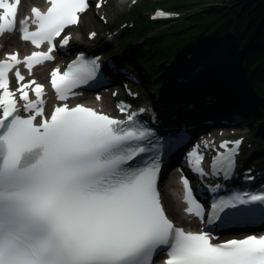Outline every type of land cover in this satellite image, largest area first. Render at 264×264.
Listing matches in <instances>:
<instances>
[{"label":"snow or ice","instance_id":"6c2138e0","mask_svg":"<svg viewBox=\"0 0 264 264\" xmlns=\"http://www.w3.org/2000/svg\"><path fill=\"white\" fill-rule=\"evenodd\" d=\"M47 2L46 11L31 9L34 31L29 17L20 21L22 39L37 48L47 42V51L23 60L9 53L0 60V264H153L158 252L166 255L164 264H264V234L213 242L211 229L187 231L169 218L158 188L160 138L138 119L146 109L130 111L120 102L119 111L127 113L121 119L67 103L77 94L74 89L96 79L98 58L80 54L66 70L51 71V87L63 103L45 113V85L25 81L16 66L24 63L30 71L53 60L57 38L89 8L88 0ZM20 4L0 0V36L16 30ZM69 40L65 36L60 43L66 46ZM14 68L18 87L13 90L9 73ZM182 138L177 133L175 142ZM241 144L242 139L223 141L219 147L225 151L213 157L210 172L196 145L187 153L189 169L202 179L230 180ZM182 181L185 211L205 222L204 204L189 178ZM223 187L209 184L208 190L218 193ZM257 212L264 219V185L258 191L214 195L206 224L253 219Z\"/></svg>","mask_w":264,"mask_h":264},{"label":"trees","instance_id":"16d2710c","mask_svg":"<svg viewBox=\"0 0 264 264\" xmlns=\"http://www.w3.org/2000/svg\"><path fill=\"white\" fill-rule=\"evenodd\" d=\"M209 2H212L209 8L193 9L172 28L146 37L142 51L147 58L167 60L174 52H186L193 47L199 53L224 42L225 59L220 57L216 62L212 70L213 83L223 84L225 94L231 91L247 97L249 90L255 94L252 97L256 98V109L264 111V0H154L149 5L169 4L172 8L188 9ZM141 12L129 10L134 17H140ZM165 24L163 21L140 22L129 27L126 33L128 38L136 40L145 37L148 30H143L144 26H152L154 30ZM235 81H240L246 91L234 89ZM211 92L216 94V86Z\"/></svg>","mask_w":264,"mask_h":264},{"label":"bare ground","instance_id":"6f19581e","mask_svg":"<svg viewBox=\"0 0 264 264\" xmlns=\"http://www.w3.org/2000/svg\"><path fill=\"white\" fill-rule=\"evenodd\" d=\"M36 1H41V0H23L22 1V7L26 8V7H28L29 5H31L32 3L36 2ZM200 5L202 7H205V8H209L211 6L210 4H207V3L200 4ZM194 8H195V10H197L198 6L195 5ZM118 9L119 10L121 9V5H118V8H115L112 11V13H113V15L115 17H116V14L119 12ZM86 12H87V10L85 11V13ZM85 13L82 14L81 21L84 24L85 23L89 24V23H91V17L92 16L85 15ZM80 23L81 22H79V24ZM75 27L76 26H74L73 28H75ZM100 35H101V33L99 35H96L95 39L99 38ZM71 38H72V43H74V44H79L80 43V44H82L84 46V48L91 46L93 44V40H94V39H89V38L85 37L84 34L81 33V31L78 28L73 30ZM9 41L15 44L13 46H8L7 50H9L10 52L13 51L15 46L20 48V45H24V46L28 45L27 42L22 41V40L18 39L15 36L10 37ZM104 44L105 43H101L100 45L95 47V50H94V48H92V51H94L95 53L102 52V54H105L106 52H105L104 48H106V47L104 46ZM77 48H78L79 52L85 50L82 46H78ZM96 49H98V51H96ZM60 51L63 54H67L70 51V47H62L60 49ZM120 61L122 62L119 65L121 69H124V70L133 69V70H135L134 63L132 61H130L127 57H122V59ZM217 61H218L217 59H213L212 60V62H217ZM55 65H57L56 61L55 62H46L45 64L40 65L37 69H35V71H32V72L27 71V74L30 75L28 77H34L37 82H47L49 80V75H50V72H51V68L53 66H55ZM205 66H207V67H205L204 69H203L204 66L201 67V69H202V70L200 69L201 71L197 70L190 77H187L184 74L183 75V79L181 81H179L178 83L180 85H183L184 83H192L200 75H203V78H204L205 74L206 73L208 74L210 72L209 71L210 68H208L209 66L208 65H205ZM104 69H105V71L113 74V71H112L111 68L104 67ZM175 71H177V70H173L171 72V74L174 75ZM226 74H229V73H226ZM234 80H237V79L234 77ZM221 86L223 87V84L220 85V89L221 90H225V88L224 87L222 88ZM232 87L234 89H236V90L246 91L245 89H243L242 84H241L240 81H235V85H232ZM201 91H203V90H201ZM229 92H231V91H229ZM173 94L176 95V96L178 95L177 92L173 93ZM163 97H165V96H163ZM250 98H251L252 101H254L256 99V98H253V97H250ZM78 100L79 99H73L72 103H74V102H76ZM89 101H90L91 105L97 107L100 110H105V111H110V112L114 111L113 108H112L113 98H112V96L110 94H105L103 96L102 101H97L94 98H90ZM161 101H162L163 104L166 105V108L168 110H176L177 108H179V106L182 103V100H180L177 97H171V99L163 98ZM147 118L150 120V122L154 123L153 118L149 114L147 115ZM234 121H237V119L233 118L232 122H234ZM216 136H220V134L217 133ZM176 188H177V182L175 180H169L167 185H166V187L164 188L163 196H164V200L166 202L167 209H168L169 213L173 216V218L177 221L178 224H184L187 219H185V217L183 216V214L181 212L180 200L178 198H176L173 193H171V189H176ZM196 229H198V228H196Z\"/></svg>","mask_w":264,"mask_h":264},{"label":"rangeland","instance_id":"374dc122","mask_svg":"<svg viewBox=\"0 0 264 264\" xmlns=\"http://www.w3.org/2000/svg\"><path fill=\"white\" fill-rule=\"evenodd\" d=\"M152 1L154 2V0H108V4L105 5V7H104V11L106 13V16H107V18H109L107 23L100 20V17L97 14H95L93 11H87L86 14L93 17V18L91 17V23H89V24L88 23H85V24L81 23L77 28L81 31V33L84 34L85 37H87L88 31L93 30V29H96L99 32V34L105 33L106 31L110 32V31L115 30L118 33L113 39H111L107 43L106 48L108 50L112 51V53H116V51H118L117 50L118 48L120 49V51H122L121 48L129 49L131 53H134L133 49L135 48V45H131L130 48H127V46H125L124 43H121L120 45H118V43L122 39L120 36V31H122L123 30L122 28L126 26V25L125 26H121V25L125 21H133V22L138 21L136 19L130 18L131 15L129 14L128 10H131V9L136 10L137 14L141 10L142 11L141 15H147L149 17V14L153 13V10L156 7V5L158 6V4H155V6H153L154 4L152 6L149 5V2H152ZM178 4H180V3H178ZM118 5H121V9L120 10L118 9L119 12L116 14V17H115L113 15L112 11L115 8H118ZM159 5H161V4H159ZM162 5L164 8H168L169 10L170 9H174L176 11L184 10L181 8L180 9L171 8V5H169V4H166V5L162 4ZM158 7H161V6H158ZM145 9H149V10L146 11ZM173 26L174 25L160 26V27L150 31L148 35L155 34L156 31L159 32V31H162V30L167 29V28H172ZM127 27H125V28H127ZM77 28L76 27L72 28L71 33H73V30H75ZM107 29H111V30L108 31ZM222 34H224V33H222ZM219 48L220 47H218L216 45V46H212L210 49H208L206 51H201L199 53L206 52L207 54H211V53L217 52L216 54L217 55L219 54V57L224 58V53H223V51L219 52V50H220ZM182 54H183V52H179V51L177 53L174 52V55L172 57H170L169 59L162 60L161 63H155L152 66V67H154V69H152V70H154L157 75H161V74H163L162 70L165 69L167 66L170 67V70H171L170 72H172L173 69L176 70V69L180 68L181 65H177L178 67H175V63L181 62L180 60H183ZM219 57H217V60ZM193 59H194V57H193ZM191 62H192L191 60H187L185 62L186 66H184V67L190 66ZM150 85L152 86V84H150ZM157 90H158L157 86H154L152 89V91H154L155 94L157 93ZM145 91H146L145 93L148 96V90L146 89ZM186 98H187V95L185 94L184 99H186ZM235 116L240 117L238 115H235ZM256 125H257V123H256ZM256 125L253 124L251 126H246L242 123L241 129H240L241 133L245 134V136H246L245 139L249 140L246 144V147L251 148L252 150L261 149V148L264 149V136H261L260 134H258V128H257L258 126H256ZM254 127L256 129V132H254ZM233 131H234L233 128L228 129V132H230V136H233L232 135ZM253 141H256L255 142L256 145L253 144V147H251L250 143H253Z\"/></svg>","mask_w":264,"mask_h":264},{"label":"water","instance_id":"95a60500","mask_svg":"<svg viewBox=\"0 0 264 264\" xmlns=\"http://www.w3.org/2000/svg\"><path fill=\"white\" fill-rule=\"evenodd\" d=\"M208 4H212V2H209ZM194 55H195L196 57H194V59H193V56H191V58L193 59V61H194L196 64H199V63L205 61L206 58H207V56L198 55V54H196V53H194Z\"/></svg>","mask_w":264,"mask_h":264}]
</instances>
